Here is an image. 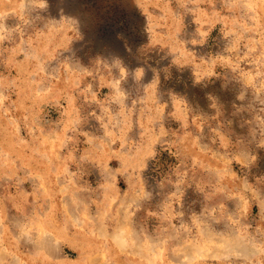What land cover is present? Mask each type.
<instances>
[{
	"label": "rangeland",
	"instance_id": "1",
	"mask_svg": "<svg viewBox=\"0 0 264 264\" xmlns=\"http://www.w3.org/2000/svg\"><path fill=\"white\" fill-rule=\"evenodd\" d=\"M0 264H264V0H0Z\"/></svg>",
	"mask_w": 264,
	"mask_h": 264
},
{
	"label": "trees",
	"instance_id": "2",
	"mask_svg": "<svg viewBox=\"0 0 264 264\" xmlns=\"http://www.w3.org/2000/svg\"><path fill=\"white\" fill-rule=\"evenodd\" d=\"M103 39H104V42L107 43L109 47L113 48L114 51H117L118 52L119 45L114 40V38L112 36H109V37L103 36ZM166 153H167V151H166ZM167 157H169V156H167L166 154L161 155V157H157V159H155L153 161L152 166H156L158 164L164 163L165 162V159H167Z\"/></svg>",
	"mask_w": 264,
	"mask_h": 264
}]
</instances>
